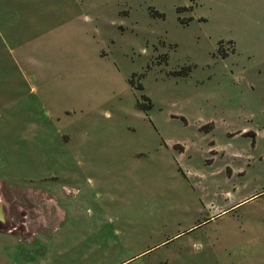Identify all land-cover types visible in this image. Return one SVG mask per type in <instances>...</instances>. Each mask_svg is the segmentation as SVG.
<instances>
[{"label": "rangeland", "instance_id": "obj_1", "mask_svg": "<svg viewBox=\"0 0 264 264\" xmlns=\"http://www.w3.org/2000/svg\"><path fill=\"white\" fill-rule=\"evenodd\" d=\"M0 264H264V0H0Z\"/></svg>", "mask_w": 264, "mask_h": 264}]
</instances>
